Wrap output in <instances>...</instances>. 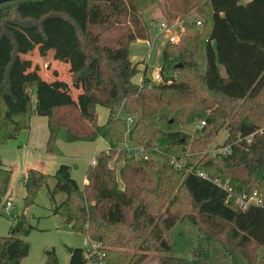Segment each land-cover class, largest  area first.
<instances>
[{
	"label": "trees",
	"instance_id": "trees-1",
	"mask_svg": "<svg viewBox=\"0 0 264 264\" xmlns=\"http://www.w3.org/2000/svg\"><path fill=\"white\" fill-rule=\"evenodd\" d=\"M242 1L205 0L195 7L201 25L185 24L188 33L163 49L159 81L143 76L139 84L132 82L138 69L129 46L148 38L142 12L159 0L1 4L0 145L27 131L37 115L47 118L49 153L61 130L68 143L102 139L108 146L86 170L83 189L67 165L53 175L28 169L21 180L24 207L34 205L39 190L53 180V188L48 187L53 213L101 246V235L92 229L107 230L122 250L106 257L105 264H258L264 258V122L257 114H264V0ZM28 38L49 47L57 41V50L76 48L81 64H72L70 76L83 86L80 107L56 98L48 86L43 91L35 72L21 75L26 68L19 54L32 50ZM200 38L206 41L204 74L194 60ZM97 107L108 111L103 125ZM202 119L205 125L192 135L180 130ZM222 129L227 130V152L212 157L207 148ZM126 142L144 147L148 159L129 156ZM11 174L0 161V206ZM224 186L235 196L255 192L263 205L242 211ZM58 194L65 195L59 204ZM184 219L200 234L190 261L172 255L168 236ZM31 229L18 216L8 236H0V264H20L29 250L23 238ZM45 257L44 264H58L53 250ZM98 258L87 259L84 248L74 249L69 264Z\"/></svg>",
	"mask_w": 264,
	"mask_h": 264
},
{
	"label": "rangeland",
	"instance_id": "rangeland-1",
	"mask_svg": "<svg viewBox=\"0 0 264 264\" xmlns=\"http://www.w3.org/2000/svg\"><path fill=\"white\" fill-rule=\"evenodd\" d=\"M186 1H188L191 5H193V8H195L205 0ZM165 2L166 0H159V5L148 7L142 12L143 20L148 25V38L145 39V41L143 40L139 42H133L129 46L130 59L138 69V73L132 79V82L136 84L141 82L143 76L153 82H158V79L155 78V73L161 67L162 52L165 45L167 44V39L163 36H157L154 26L156 21L159 23L161 19L156 18L155 16V18L150 20V10L156 7L164 8L162 5H164ZM188 17L191 19H200V17L195 13L189 15ZM184 33H188L187 29L185 30V28L183 34ZM180 37L178 42L181 39ZM205 43L206 41L204 38L199 39L197 51L194 55V60L197 64V69L200 74H204L206 68ZM3 56L4 53H2L0 56V63L3 60ZM221 73L224 75L223 70H221ZM47 94L48 93L46 92V95ZM261 102L264 103V95L261 98ZM257 114L260 116V123L263 124L262 122H264V114ZM255 117L256 115L253 117V120ZM100 121L101 119L99 118V122ZM202 121H204V119L193 124L181 126L180 130L185 134L192 135L196 131L195 125ZM24 132L26 133V131L20 132L16 139L10 140L5 144L0 145V157L2 162L7 165L8 168L13 166L12 168L10 167L12 171V177L8 191L10 194L13 193V208L11 209L10 214H6L2 207L6 201V198L8 197L7 194L2 206H0V236H8L9 229L13 222L15 223V220L18 216H23L32 229L30 230L28 236L23 238L27 242L29 250L27 256L21 260L20 264H44L46 258L45 252L49 250L54 251L58 260V264H69L71 255L69 249L71 248L74 250L85 248V238L83 235L74 233L70 226L65 223L64 217L62 215L53 213V203L51 202L48 195V187L53 188L54 181L50 180L48 186H44L39 190L34 205L27 208L23 205L25 190L22 187L21 178L24 174V163H28L29 160L23 161V152L18 150L17 145L15 144L22 141ZM64 132V130L59 132L53 152L57 153L59 156L63 155L65 157L67 163L63 164H67V166L71 168L72 178L76 181L78 187L83 189V179L85 176L87 162H89L94 157V151L97 145L101 144L102 148H105L106 145L100 140L94 141V143H68L66 142ZM226 138L227 130H220L216 137L213 138L209 144L207 153L212 157L222 153L223 149L226 148V146H224V141ZM59 141H61V146L58 145ZM125 144H128L127 146L129 148V153H136V144H131L128 142ZM177 161L184 165L183 159H178ZM120 166L121 163L118 164L116 168L119 169ZM64 198V194H58L55 198L56 203H61ZM92 230L96 234L99 233L101 235L104 243L99 247V252L96 254L98 257L99 255H103L107 258H110L122 252V250L117 247L112 236L107 230L98 228L96 226H94ZM168 236L173 247V256L187 261L193 260L192 252L197 247L200 236L195 225H193L189 220L184 219L169 232ZM259 255L261 257L263 252H260ZM147 264H157V262L154 260L148 262ZM206 264L221 263L211 260ZM258 264H264V258L258 259Z\"/></svg>",
	"mask_w": 264,
	"mask_h": 264
},
{
	"label": "crops",
	"instance_id": "crops-1",
	"mask_svg": "<svg viewBox=\"0 0 264 264\" xmlns=\"http://www.w3.org/2000/svg\"><path fill=\"white\" fill-rule=\"evenodd\" d=\"M249 1L251 0H243L241 3L246 4ZM162 7L164 8L156 7L150 10V20L156 16V18L161 19L160 21L174 22L183 14H194L195 9L193 8V5L186 0H166ZM157 23L158 22L156 21L154 26L155 31ZM28 39V43L32 46V50L19 54V59L26 68L21 75L26 76L29 72H35L41 79L43 91L45 90V87L48 86L51 91L56 93V98L65 99L69 103H74L77 107H80L82 104L83 86L80 81L73 82L70 76L72 64L74 62L81 64V59L76 54V48L66 45L62 49L57 50L53 47V45L56 46L57 41H52V47H49L38 43L36 40L34 41L33 38ZM50 41L51 40H48L46 43L49 44ZM139 41L143 40H137V42ZM132 64L134 63L132 62ZM96 112L98 116V124L103 125L106 122V118H108V111L105 108L97 107ZM99 118L101 119L100 122ZM48 135L47 118L37 115L32 116L30 118V127L26 133L24 132L22 141L15 144L17 145V149L23 152V161L29 160L28 163H24L25 169L23 176L30 168H36L43 173L51 175L59 166L65 165L63 163H67L63 155L59 156L55 152L49 153L47 151ZM99 140L103 142L106 147L102 148L101 144L97 145L94 151V156L108 148L107 144L102 139H97L96 141ZM58 145L61 146V141L58 142ZM0 161L7 169L11 170L13 167L10 166L11 168H8L7 165L2 162L1 157ZM89 166L90 161L86 164L85 173ZM85 183L86 180L84 176L83 186ZM12 195L13 193H8V198H11L13 202Z\"/></svg>",
	"mask_w": 264,
	"mask_h": 264
},
{
	"label": "built area",
	"instance_id": "built-area-1",
	"mask_svg": "<svg viewBox=\"0 0 264 264\" xmlns=\"http://www.w3.org/2000/svg\"><path fill=\"white\" fill-rule=\"evenodd\" d=\"M194 22L196 26L201 25V21L197 18H185V19H178L177 21L174 22H166V21H160L157 24L156 27V34L157 36H163L167 39V42L169 43H177L179 40V37L183 34L185 24ZM160 70V69H159ZM159 70L156 71L155 73V78L160 79V73ZM125 121L131 125L133 124V120L129 117L125 118ZM205 125V122L202 121L198 124L195 125L196 129H201ZM128 144L124 145V148H126L128 155L134 157L137 160L143 159L147 160L148 155L146 152V149L142 146L135 145L137 150L135 149L136 153H129V148L127 146ZM227 148H224L222 153H226ZM98 155H95L91 160H90V166H94L96 164V159ZM110 168L113 167V164L110 163L108 165ZM177 166H180V163H177ZM198 176L202 179H208V177L204 173H198ZM224 189L228 192L229 196L228 199H233L234 204L242 211L247 210L251 206H262L263 205V200L262 198L257 194V193H252V194H243L240 196H235L230 189H228L226 186H224ZM3 209L6 214H10L11 209L13 208L12 200L11 198H6L5 203L3 204ZM84 243H85V248L84 250L86 251V257L87 259L96 255L99 252V247L101 246L100 243L97 241L91 240L89 237L84 236ZM106 257L103 255H99L98 259H94L90 261L88 264H105Z\"/></svg>",
	"mask_w": 264,
	"mask_h": 264
},
{
	"label": "water",
	"instance_id": "water-1",
	"mask_svg": "<svg viewBox=\"0 0 264 264\" xmlns=\"http://www.w3.org/2000/svg\"><path fill=\"white\" fill-rule=\"evenodd\" d=\"M12 1H17V0H0V5L1 4H4V3H8V2H12ZM178 68H181L182 65H177ZM69 251L72 253L73 252V249H69Z\"/></svg>",
	"mask_w": 264,
	"mask_h": 264
}]
</instances>
